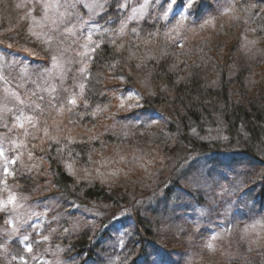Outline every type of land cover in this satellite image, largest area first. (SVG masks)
<instances>
[{
	"label": "rangeland",
	"instance_id": "obj_1",
	"mask_svg": "<svg viewBox=\"0 0 264 264\" xmlns=\"http://www.w3.org/2000/svg\"><path fill=\"white\" fill-rule=\"evenodd\" d=\"M241 1L197 0L195 9L184 8L177 15V19L186 17L180 35L173 34L172 38H168L164 35L168 29L163 20L158 23L163 28L155 36L142 32L144 20L139 24L130 20L124 34L116 35L114 30L119 24L111 22L105 25L103 22L113 0H50L53 7L47 19L43 17L38 0H4L13 6L15 13L25 11L24 20L28 21V25L24 36L35 43L34 48L20 51L14 45L9 48L0 42V50L13 54L7 58V63L0 59V151L4 153L0 156V203L7 202L11 196L16 197L14 211L13 206L9 205L11 215L8 219L15 224L27 219L29 224L38 225L30 229V236L40 243L29 242L33 253H25L28 264H79L75 257L65 258L66 248L55 242L59 238L79 236L88 229L97 233L96 238L101 237L104 230L109 232L104 246L88 264H106L109 256L115 264H124L125 257L130 253L124 251L130 237L114 233L112 225L116 223L119 226L117 220H125L135 237L138 235L135 229L137 217L145 219L152 229L150 236H143L146 240L144 257L149 264L157 250L165 254L170 264H225L232 259L246 261L255 257L264 258V199L253 188L263 171L246 162L225 164L223 159L209 166L196 163L193 158H188L189 154L192 156V148L182 144L185 133L195 138L203 137L207 148L221 157L244 149L247 141L241 131L238 130L236 135L239 137L236 136L232 141L227 128L220 121L222 118L218 116V109L222 107L223 99L203 104L199 108L198 122L186 111L179 117L171 108H164L163 111L145 109L148 99L168 97L175 102L179 98L177 91L166 80L155 81L152 68L147 67V60L151 57L149 53L163 49L162 43L174 46L183 58L190 56L187 60L190 64L193 62L196 69L199 68L197 62L202 60L200 56L208 47L234 46L235 57L227 71L231 79L243 69L260 63L264 55V29L250 18L257 10L245 12L247 4L244 6ZM127 3L130 5L128 15H131V6L138 8L143 0H127ZM162 3L163 0H155V5L145 10L146 15H153V20L147 22H154L158 11L156 6ZM249 3L254 2L250 0ZM207 5L212 7H205ZM229 7L231 10L225 14ZM9 19L11 27L13 20ZM34 19L41 23L34 24ZM256 19H259L258 15ZM82 21L89 23L83 24ZM9 26L2 29L5 33L9 31L7 36L13 33ZM14 26L16 28L17 23ZM74 26L77 29L75 35L66 31V28ZM80 28L89 31L95 29L92 36L94 41L110 36L115 39L127 38L137 46L134 67L110 76L103 91L109 102L101 105V111L94 117L91 112L83 115V100L78 101L80 107L73 112L67 110L70 105H65L62 113L48 106L47 89L55 85L54 95L57 99L52 103L64 105L66 97L73 91H79L75 86L80 82L81 60H85L90 67L87 58L81 56L85 51L82 45L86 43V38H81ZM133 28L137 29L139 36L131 31ZM32 31L40 33L41 37L32 35ZM45 37L50 38L51 42L45 43ZM177 41L183 46H178ZM54 54L60 57L64 65L63 79L59 70L51 71V57ZM43 56H49L50 59ZM76 64L77 68L74 69ZM219 74L212 69L204 78L211 87L222 92ZM120 76L125 77L123 82L118 78ZM128 89L143 95L144 100L140 101L142 108L127 107L134 104L135 100L126 101L125 108L120 107L119 97ZM13 93L24 100L23 105L19 104ZM90 102L88 100V106ZM37 103L44 109L43 113L33 110ZM134 112L148 113L143 119L151 117L152 126L147 129L143 126L125 128L123 118ZM17 113L38 117L37 128L25 123L29 131L27 137L23 134L24 129L15 126L14 116ZM45 122L49 130L48 137L43 135ZM169 125L172 126L171 135L175 143L170 150L151 148L145 144L149 132H163ZM193 127L196 128V134L192 132ZM33 134L36 139H33ZM53 136L59 140L56 146H60L59 153L65 158L64 171L72 177L81 195L82 191L99 183L110 190H120L125 202H81L83 205H80L72 204L71 201L65 205V200L59 196H45L48 192L53 196L56 190L51 165L46 157L49 145L55 144L50 140ZM109 138L111 142L107 141ZM83 143L91 146L86 164L82 163L80 154H76L72 148ZM20 144L25 146L19 147ZM13 160L15 163L11 162ZM69 164L75 175L68 171ZM218 173H225L227 180H222ZM201 174L206 178L203 186L196 183ZM22 176L34 180V187L29 194L23 192L24 186L20 183ZM216 181L225 185V188L222 190ZM169 188L172 196L165 193ZM75 200L76 203L79 201L77 197ZM4 215L0 213V238H3V233L11 231L5 224ZM50 228L55 231H50ZM218 233L221 235L212 240V236ZM43 235L49 236L48 242L42 241ZM121 239L124 240L123 245H120ZM209 242L214 245V249L206 247ZM14 243L15 237L7 252L0 251V264H18L17 260L9 257V253L19 252L15 251ZM23 246L20 244L21 248ZM131 259L127 258V264H130Z\"/></svg>",
	"mask_w": 264,
	"mask_h": 264
},
{
	"label": "trees",
	"instance_id": "obj_2",
	"mask_svg": "<svg viewBox=\"0 0 264 264\" xmlns=\"http://www.w3.org/2000/svg\"><path fill=\"white\" fill-rule=\"evenodd\" d=\"M252 1L257 3V0ZM241 2L245 6L250 0H247V3L246 0H242ZM116 4L117 0L111 2L108 14L103 19L105 25L111 22L118 24L119 17L116 13ZM256 13L254 11V15ZM25 14V11H17L15 13L12 5L7 4L4 0H0V19L2 20L0 23L1 43L14 45L13 47L20 51L35 47V43H32L30 39L24 36L28 25V21L24 20ZM258 16L259 19H256V15V20H252L264 29V13ZM8 18H10L9 20H13L11 27L9 26ZM15 23H17L16 28L14 26ZM161 25V23L159 25L155 24V27H153V23L145 22L142 25V32L146 35L149 34L147 30L158 32L160 28H163ZM5 26H9V30L10 28L13 29V33L7 36L6 34L9 31L6 33L2 31ZM139 31L141 32V29ZM112 40H115L117 45L123 44V48L117 50L116 46L110 43ZM97 41L100 43V47L96 48V51L92 55L90 67L88 68L90 75L85 81L87 85L85 89L87 93L86 97L91 102L87 109L81 108L83 115L91 112L97 105L101 106L109 102L103 91L112 74L133 68L135 64L134 53L137 50V46L132 40H128L127 38L115 39L105 36L103 40L99 39ZM162 47L163 49L149 53L151 57L147 60V67L152 68L155 81L166 80L177 91L179 98L175 102H172L168 97L148 99L145 109L163 111L162 109L164 108H171L170 110H175L179 117H182L184 111H186L188 115L195 118L198 122L200 118L199 108L203 104L210 100L223 99V105L218 109V116L222 118H220V121L227 128L232 141L236 136L239 137L236 133L241 131V135L246 137L247 141L244 149L227 153L221 157L218 153H214L207 148L208 144L203 140V137H201L202 139L195 138L185 133L182 136V144L188 148H192V156L188 153V158H193L196 163L209 166L219 163L223 159L225 164L231 165L246 162V164L262 170V177L256 181L253 188L257 189L264 199V55L261 57L258 65L243 69L234 79H231L227 71H229L228 65L235 57L234 46H232L233 48H229V45L227 48L226 45H218L216 48H213V46L208 47L207 51L200 56L202 58L201 62H197L199 64L198 69H196L193 62L190 64L187 60L190 56L183 58L180 56L182 53L174 46L162 43ZM46 56L43 57L49 60V56ZM46 64L48 65L47 62ZM75 68H77V64L74 66ZM212 69L218 73L220 72L219 80L223 88L222 92L211 87L207 79L204 78V75ZM230 92L232 93L231 96H229ZM229 98L232 99L230 100ZM171 127L169 125V128L163 132H149L146 136L145 144L151 148L170 150L171 146L175 144L171 135V131H173ZM111 140L109 138L107 141L111 142ZM49 147L46 157L51 165V174L55 180L56 190L53 196L49 192L45 196H59L65 200V205H68L71 201L72 204L80 205H83L81 202L86 204L91 202H103L106 204L125 202L126 199L120 190L116 188L110 190L99 183L92 188L82 191L81 195L72 177L64 171L65 158L59 153L60 148L58 149V147L60 146L50 144ZM72 148L76 154H80L82 163L86 164L87 157L91 153L90 144H78ZM20 183L24 186L23 192L28 194L34 187V180L28 176H22ZM165 193L168 196L173 195L171 188L167 189ZM76 197L80 202L76 203ZM106 227L105 223L104 228ZM135 229L138 235L134 237V245L128 243L126 248L127 251H130V255H127V258H132L130 264H134L137 259L144 257L146 240L143 239V236H150L152 234L151 227L145 223V219L142 217L135 219ZM96 234L94 230L88 229L79 236L59 238L55 243L66 248L65 258L75 257L79 264H88L90 260L95 258L97 251H100V248L104 246L109 232L108 230H104L99 238H96ZM13 247L15 251L21 250L20 244H16V242ZM124 251L126 250L124 249ZM225 264H264V258L255 257L246 261L232 259Z\"/></svg>",
	"mask_w": 264,
	"mask_h": 264
},
{
	"label": "snow or ice",
	"instance_id": "obj_3",
	"mask_svg": "<svg viewBox=\"0 0 264 264\" xmlns=\"http://www.w3.org/2000/svg\"><path fill=\"white\" fill-rule=\"evenodd\" d=\"M40 4V8L43 13L44 19L48 18V13L49 10L53 7L52 3L50 0H38ZM247 3V0H246ZM155 5V0H143V3L140 5V7H135L131 6V15H128V8L130 5L127 3V0H117L116 4V13L117 16L119 17L118 19V24L119 27L114 30L116 35H123L125 30L127 29V23L130 20H135L137 24L140 23L141 20H144L147 22L148 20H153V15L152 14H147L146 15V9L152 8ZM197 0H163L162 4L157 5L156 7L158 8V11L155 13V20L153 22V27H155V24H158L161 20L166 22V27L167 31L164 33V35L168 38H172L173 34L176 36L180 35L181 30L183 29L184 26V21L186 19L185 16H180L179 19H177V15L179 12H181V9L188 8V9H195L197 7ZM62 6V5H58ZM205 7H212L211 5H207ZM252 9H257L256 15H260L261 13H264V0H257V3H247V7L244 8L245 12L251 13ZM231 8L225 12V14H228V11H230ZM201 11H203V8H201ZM199 14V13H197ZM189 15H192V12H189ZM256 15L251 16L252 19L256 18ZM34 24H40V21H36L35 19L33 20ZM81 23L83 24H88V21H82ZM94 23V22H93ZM208 23H211V21H208ZM203 27V25L201 26ZM66 31L69 33L75 35L77 29L76 26L73 28H66ZM81 33V38H86V43L82 45V47L85 49L84 52L81 53L82 57H86L87 60L90 62L92 59V53L96 51V48L100 47V43L98 41H94L92 39L93 32L95 29L89 31L84 28L79 29ZM132 32H134L137 36H139V32L137 31L136 28L131 29ZM86 33V37H85ZM32 35L37 36V38L41 37L40 33H37L35 31H32ZM149 36H155L157 35V32H150L148 34ZM51 40L48 37H45V43H50ZM113 45L116 46L117 50L120 48H123V44H116L115 40L110 41ZM178 46H183L182 44L177 41ZM8 47L10 48L11 45L9 44ZM12 53H6L4 50H0V59L3 60L4 63H7V58L9 56H12ZM52 61V69L51 71L55 72L59 70L61 79H63V74L65 72L64 65L61 62L60 57L57 55H52L51 57ZM139 67V65H137ZM26 73V69L24 70ZM79 74H80V82L75 86L78 87L79 91H73L68 97L65 98L64 105H61L59 102L56 104H53L52 102L55 101L57 98L54 95L56 92V87L55 85L51 86L48 91L49 95V101H48V106L51 108H54L57 113H62L65 110V105H70L71 107H68L69 112H73L74 109L79 108L80 105L78 101L83 100V105L84 108H88V99L85 96V89L87 87L85 81L89 77V72H88V64L85 62V60H81V68L79 69ZM122 82L125 79V77L120 76L118 77ZM152 95H155V93H151ZM16 100L19 102L20 105L24 104V100L20 99L19 96L16 93L12 94ZM41 100L44 99L43 96L40 97ZM120 99V107L125 108L126 106V101L128 100H135L134 104L127 105L129 108H135L139 109L142 108L143 105L140 103L141 100H144L143 95H141L139 92L135 91L134 89H128L122 95L119 97ZM33 110H38L40 113H43L44 109L40 107V105L37 103L33 106ZM101 111V108L99 105L95 107L91 111V115L94 117L97 112ZM77 114V113H74ZM145 116H148V113L146 112H134L131 116H127L123 118V126L127 129H132V128H138L143 126L145 129L150 128L152 126V119L149 117L148 120L143 119ZM15 120V126L24 129V135L27 137L29 135V131L25 128V123L31 125L32 128H37L38 125V117L34 115H24L23 113H17L14 116ZM131 122V123H129ZM193 134H196V128H192ZM127 132L125 133V136H127ZM43 135L45 137L49 136V130L47 127V123L45 122V126L43 127ZM37 137L35 134H33V139H36ZM226 139V137H225ZM50 140L52 143L59 144V140L56 137H50ZM69 142H74V141H69ZM19 147L25 146L23 144L18 145ZM4 155L3 151H0V156ZM29 156H31V153H29ZM12 163H15V160L11 161ZM68 171L75 175V172L72 168V165H67ZM87 173V169L84 170ZM6 174H11V173H6ZM102 175V174H101ZM113 175H116V173H113ZM222 180H227V175L225 173H218L217 174ZM199 186H203L204 183H206V178L201 174L200 179L197 180L196 182ZM216 183L219 185V187L223 190L225 188V185L220 184L219 181H216ZM9 205L13 206V211L15 210L16 206V197L11 196L7 202L0 203V213H4V219H5V224L11 228L10 232H5L3 233V238H0V251L7 252L9 245L12 243V238L15 237V242L16 244H23V248L17 253H9V257L17 260L18 264H28V259L25 256V253L31 254L33 253V248L31 246V243H40V241H36L33 237L30 236V229H35L38 227V225L34 224H29L28 220L25 219L23 220L20 224H15L13 220H9L8 216L11 215V213L8 211ZM115 213L113 216L115 217ZM55 218V214H54ZM128 218V217H125ZM119 222V226H117L116 223L112 225L114 233L120 234L121 237L123 236H128L130 237L128 243L134 245L135 239L132 236V233L129 231L130 225L126 223L125 220L120 219L117 220ZM51 224V221L49 222V225ZM50 231H55V229H51ZM64 231H67V229H64ZM225 231H229L226 229ZM247 231V229H245ZM221 234H216L212 236V240L217 239V237ZM31 241V243H29ZM43 242H48L49 241V236L48 235H43L42 237ZM124 244V240H120V245ZM206 247L210 249H214V245L209 242ZM127 251V249H125ZM60 249L57 246V252H59ZM130 255V253H129ZM154 259L150 261V264H170L168 260L165 259V254L161 253L159 250H157L155 253H153ZM106 264H115V261L111 256L108 257ZM124 264H127V257L124 259ZM134 264H149V262L144 258L141 257L137 259Z\"/></svg>",
	"mask_w": 264,
	"mask_h": 264
}]
</instances>
